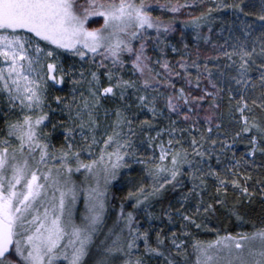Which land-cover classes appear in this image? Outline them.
Returning a JSON list of instances; mask_svg holds the SVG:
<instances>
[{
  "label": "snow or ice",
  "instance_id": "6c2138e0",
  "mask_svg": "<svg viewBox=\"0 0 264 264\" xmlns=\"http://www.w3.org/2000/svg\"><path fill=\"white\" fill-rule=\"evenodd\" d=\"M191 6L0 0V264H187L188 247L194 264H264V210L259 225L247 218L255 195L264 205L248 159L264 157V0L259 34L247 25L214 56L186 30L207 42L210 14L240 5L212 0L181 19ZM137 164L115 204L110 183ZM218 213L251 231L186 246Z\"/></svg>",
  "mask_w": 264,
  "mask_h": 264
},
{
  "label": "trees",
  "instance_id": "16d2710c",
  "mask_svg": "<svg viewBox=\"0 0 264 264\" xmlns=\"http://www.w3.org/2000/svg\"><path fill=\"white\" fill-rule=\"evenodd\" d=\"M139 2V0H137ZM173 2H177V0H173ZM179 3L184 4L186 0H178ZM189 3L192 4L191 7L195 9V15H198L201 11H205L206 7L205 5H210L212 3V0H203V3L200 2V0H188ZM225 3H238L240 5V10H237L235 8H227V9H221L219 11H214L210 15L212 19L205 25H203L200 29L201 36L207 35L208 40L205 42L203 38L193 41L192 40V33L191 30L188 29L186 32L188 35L186 36L185 42H191L190 47L195 45V48H201L205 47V50H209V56L215 55V48L217 47H229L233 42L235 37H243V30L245 29V26L251 25V31L255 33L256 35L259 34V26L261 24V21L257 19V13L261 7V0H224ZM249 13L248 15H245V13ZM167 17H165L166 19ZM179 36V33L174 35V41L177 42V38ZM194 49V48H193ZM201 62H203V58H201ZM213 63H220L223 65L224 61L223 58H221L219 61H209V66L211 67ZM194 71V70H193ZM215 72V69H213ZM206 83V81H205ZM54 94V93H53ZM1 105V103H0ZM258 111V110H257ZM58 113H55V115L59 118L60 116L57 115ZM224 121L227 124V117H224ZM164 124L166 126L167 121H164ZM202 124V123H201ZM178 125L184 126L183 123L178 122ZM0 127H2V124H0ZM215 129L213 130V135H215ZM62 139V137H60ZM165 139H167V136H165ZM55 142V141H54ZM237 155L239 153L245 151V145L243 143L238 144L235 146ZM231 153H229L230 155ZM253 160V163L249 167V173L251 175V180L249 181V187L258 185L255 184L257 180H264V157H262L259 153L256 154L254 158H248ZM215 161L213 160V163ZM136 171L133 173L130 177L127 175L125 176H118L117 179L113 180L109 185V196L113 198V202L115 204H119L121 202L120 197L126 194L128 188L130 185L127 183V179L131 178L133 180H139V170L141 169L142 165H133L132 166ZM122 172L127 173L126 169H122ZM209 191L214 193V188L210 187ZM176 193H166L165 197L162 202H154L153 207L156 212H160L163 205H166L169 202V199L171 197H174ZM207 195V194H206ZM173 203H175V200H172ZM249 207H252L255 209V212L250 216L247 217L248 219H254L256 220L257 225H259V220L257 217L260 215L261 211L264 210V205L260 204V196L257 194L253 197L252 203L249 205ZM113 211L111 204L109 205V212L111 213ZM115 219V216L112 215L109 220L108 224L110 225L112 223V220ZM153 223L158 224V221H153ZM205 223L208 225L207 228H202L200 230L191 229L192 236L187 237H181V239H184L186 241V246L191 243V240L194 238L202 240V241H210L215 238L217 235V232L221 235L225 234L226 232H232L236 233L238 231H251V224H245L241 227H237V221L234 217H231L224 213H218L217 217L210 220L205 221ZM169 228L172 230H176L178 228V224L176 225H169ZM209 229H215L216 231H211ZM177 235H179V232H177ZM188 252L190 255L187 257V264H194L195 257L194 255H191L192 249L188 247ZM178 259V258H177Z\"/></svg>",
  "mask_w": 264,
  "mask_h": 264
},
{
  "label": "rangeland",
  "instance_id": "374dc122",
  "mask_svg": "<svg viewBox=\"0 0 264 264\" xmlns=\"http://www.w3.org/2000/svg\"><path fill=\"white\" fill-rule=\"evenodd\" d=\"M181 12L184 14L183 16H181L180 18L181 19H186L187 18V15L189 14V13H191L192 15H195V9L193 8V7H188V8H183V9H181ZM168 15H170V14H165V17H167ZM177 15H180V14H177ZM164 17V18H165ZM101 22H102V19H101ZM93 26H96V27H98L99 25L98 24H96V25H93ZM175 34H177V33H172V34H170V36H169V39L171 40V42L172 43H176L173 39V37H174V35ZM196 50H200V51H202L203 53H206V54H209V50L207 49V50H205V47L203 46V47H201V48H194L193 49V51H196ZM173 54L169 51V56L171 57ZM201 58H203V57H201ZM203 83H205V82H202V84ZM63 88H64V91L63 92H55V91H53V90H50V96H52V95H61V96H63V95H65V93H67V91L69 90V88H71V85L70 84H67V83H65L63 86H62ZM54 93V94H53ZM0 103H1V105H2V100H0ZM53 106H55L54 105V102H53ZM58 114L57 115H59V116H61V114L59 113V112H57ZM173 119H175V115H173ZM178 122H181V123H183L182 121H178ZM188 123H191V121H189ZM201 123H202V120H201ZM77 179H79V177H77Z\"/></svg>",
  "mask_w": 264,
  "mask_h": 264
}]
</instances>
